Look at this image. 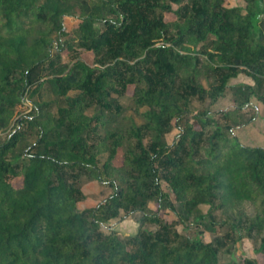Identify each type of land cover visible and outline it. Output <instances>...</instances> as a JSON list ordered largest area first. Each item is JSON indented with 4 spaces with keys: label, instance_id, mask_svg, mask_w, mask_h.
Returning a JSON list of instances; mask_svg holds the SVG:
<instances>
[{
    "label": "trees",
    "instance_id": "16d2710c",
    "mask_svg": "<svg viewBox=\"0 0 264 264\" xmlns=\"http://www.w3.org/2000/svg\"><path fill=\"white\" fill-rule=\"evenodd\" d=\"M228 92L264 103V0H0V264H261L264 146L211 108ZM121 212L136 231H103Z\"/></svg>",
    "mask_w": 264,
    "mask_h": 264
},
{
    "label": "rangeland",
    "instance_id": "374dc122",
    "mask_svg": "<svg viewBox=\"0 0 264 264\" xmlns=\"http://www.w3.org/2000/svg\"><path fill=\"white\" fill-rule=\"evenodd\" d=\"M228 5L234 4H244V0H226ZM76 23V19L70 16L65 17V26L67 29H71ZM81 56L86 59L88 62L91 61V53L89 51H83ZM70 55L64 54L62 60L67 62L70 59ZM238 82H253L252 79L245 73L240 72L235 77H232L229 80V84L238 83ZM124 105L121 118L128 116L134 117V119L140 123L143 121V117L140 115L139 111L144 110V106L138 108L132 102V99L124 97L120 99ZM249 103L243 105L242 108L237 109L232 101L231 93L228 92L226 95L220 97L211 108H223L228 110V118L231 121L243 120V124H239L234 127V133L237 138L246 144L250 145H263L264 146V103L256 98L251 96ZM209 99H206L204 102L195 99L192 104L194 107H201L207 105ZM29 106V101L24 100L20 109H24ZM89 113L94 111L93 108L87 110ZM213 117L218 122H223V117L221 112L213 113ZM178 132V129L173 127L168 133H166L167 141H172L175 134ZM83 192L85 193V198L78 202L80 208L89 207L94 205L99 201L107 189L101 186L96 180H86L82 184ZM138 223L134 220L133 216L123 217L121 212L118 216L113 217L103 223L102 230L108 231L110 229L117 230L120 234L130 233L136 231ZM147 226H151L147 224ZM181 228V226H179ZM214 231L204 230L203 235L205 238H210ZM256 242L254 239L249 237H242L238 239L232 248V251L228 254L230 258L238 259L241 256H252L254 255V247ZM260 263L264 264V255L260 257Z\"/></svg>",
    "mask_w": 264,
    "mask_h": 264
}]
</instances>
